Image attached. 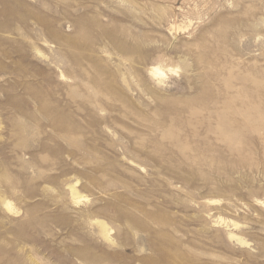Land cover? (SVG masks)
<instances>
[{"label":"rangeland","instance_id":"rangeland-1","mask_svg":"<svg viewBox=\"0 0 264 264\" xmlns=\"http://www.w3.org/2000/svg\"><path fill=\"white\" fill-rule=\"evenodd\" d=\"M0 264H264V0H0Z\"/></svg>","mask_w":264,"mask_h":264},{"label":"bare ground","instance_id":"bare-ground-1","mask_svg":"<svg viewBox=\"0 0 264 264\" xmlns=\"http://www.w3.org/2000/svg\"><path fill=\"white\" fill-rule=\"evenodd\" d=\"M152 74L154 75V76H156V77H163L164 75H165V73L162 71V70H160V68H153V71H152ZM71 191H72V194H76V188H75V186H71ZM5 202V204L7 205V206H11L12 204H11V202H9L8 200H6V201H4ZM226 221V220H225ZM100 225V230H101V232H102V234L107 238V239H110V236H109V230L110 229H108V227H107V225L106 224H104V223H100L99 224ZM245 242V241H244Z\"/></svg>","mask_w":264,"mask_h":264}]
</instances>
